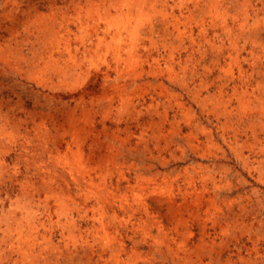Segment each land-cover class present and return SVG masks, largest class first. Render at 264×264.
Instances as JSON below:
<instances>
[{
    "label": "rangeland",
    "instance_id": "374dc122",
    "mask_svg": "<svg viewBox=\"0 0 264 264\" xmlns=\"http://www.w3.org/2000/svg\"><path fill=\"white\" fill-rule=\"evenodd\" d=\"M49 1L0 0V264L31 263L23 251L27 243L20 255L4 242L8 229L23 219L22 186L28 194L38 191L42 198L45 196L32 167L57 164L59 157L65 159L67 171L84 173L93 182L97 196L90 197L71 186L70 195L64 193L62 197L71 200L68 207L63 208L64 202L52 203L61 222L77 203L81 204V213L76 214L79 217L75 215L78 227L63 233L55 224L56 217L52 222L43 216L45 211L32 204L31 212L39 210L38 218L44 224L38 243L50 255L37 264H264V133L260 130L264 125V81L259 84L264 71V0H217L223 6L218 12L212 7L209 17L202 15L208 12L206 1L201 11L194 6L201 0H142L138 15L132 7L134 0L128 13L134 19L132 26L140 20L138 33L130 36L120 30L124 50L118 68L113 53H106L107 47H117L112 38L118 31L114 27L109 35L104 33L105 21L95 12L98 0L91 5L80 0V20L71 0H56L53 10ZM32 9L42 18L34 17ZM118 10H111L116 21L122 12ZM29 11L31 16L26 21ZM216 13L225 16V29L212 17ZM11 14H15L14 23ZM99 14L106 19L103 11ZM246 14L245 37L240 25ZM165 16L171 22L175 18L178 25L168 37L157 31ZM257 22V32L248 38L249 28ZM153 23L157 33L149 35L147 27ZM97 24V31L92 33ZM44 25L45 29L52 27L53 34H46ZM178 28L181 37H177ZM90 37L93 43L106 38L98 57L94 53L84 57L85 46L92 44ZM58 50V61L68 76L74 72L68 69L73 59L81 65L82 71L76 69L81 75L76 84L82 86L90 72L88 89L93 86L96 93L100 89L110 91L95 98L94 106L89 98L85 106L80 105L78 111L84 109L75 132L68 116H58L55 111L51 119L41 122L48 134L45 146L53 151L48 155L38 151L37 141L32 135L27 137L21 126L27 119L31 128L27 118L30 111L49 112L41 104L35 106L37 95H65L57 87L53 91L48 88L57 86L58 78L47 65L48 59H42L45 52L47 57L52 51L57 59ZM217 58L218 67L214 64ZM120 72L124 78L119 79ZM107 76L108 83L103 81ZM235 91L246 104L238 103ZM64 98V103L75 106L69 94ZM249 119L257 122L248 124ZM74 133L78 135L76 142ZM77 143L82 162L74 155ZM53 144L60 145V153ZM49 173L46 181L56 190L58 172L49 168ZM73 238L80 252L70 258L67 247L72 248ZM86 241L92 253L83 248ZM57 249L64 255H58Z\"/></svg>",
    "mask_w": 264,
    "mask_h": 264
},
{
    "label": "bare ground",
    "instance_id": "6f19581e",
    "mask_svg": "<svg viewBox=\"0 0 264 264\" xmlns=\"http://www.w3.org/2000/svg\"><path fill=\"white\" fill-rule=\"evenodd\" d=\"M99 2L98 3H96V5H97V10H95V12L97 11L98 12V19H102V20H104L105 22H104V24H105V31H104V33L105 34H107V35H109V33L112 31V29L114 28V27H116V29H117V31H118V33L117 34H115V36L112 38L114 41H116L117 42V47H115V48H111L110 46L109 47H107L106 49H108L107 51H106V53L107 54H109L110 52H112L113 53V55H114V57H115V59H116V64H117V68L118 67H120V65H121V62H122V56H121V52L124 50V48H122V44H123V39L121 38V33H120V30L121 29H124L125 31H127L129 34L128 35H130V36H135V34L137 35V33H138V25H139V21H138V24L137 25H135V26H132L131 25V21L132 20H134V19H132V17H131V13H128V12H130L131 11V8L129 7L130 6V4H131V2L132 1H134V0H122L120 3H117L116 2V0H98ZM148 1V0H147ZM204 1H206L207 3H208V7H207V10H208V12H206V13H203L202 15L204 16V15H206L207 14V16L209 17V15H210V11H211V8L212 7H214V9L216 10V12H218V8H220V7H222L223 6V3H222V1H217V0H201L200 2L198 1H196V3L194 4V6L196 7V9H199V10H201V9H203V5H204ZM228 2L230 1L231 2V0H227ZM232 1H235V0H232ZM237 1V0H236ZM246 1V0H245ZM9 2V1H8ZM87 2H89L90 4L89 5H91V3L93 2V0H87ZM144 2H142V0H135L134 2H133V8H135L136 9V11H137V13H138V15H139V12L142 10V7H143V4ZM150 3V2H149ZM153 3V2H152ZM163 3V2H162ZM227 3V2H226ZM49 4H50V7H51V9L53 10V9H55L54 7L56 6V0H50L49 1ZM70 4L73 6V11H74V13H75V16H76V18H80V13L82 12V7L80 6V0H71L70 1ZM148 4V3H147ZM154 5H150V7H153ZM225 6V5H224ZM227 6V5H226ZM262 6V5H261ZM86 7H87V4H86ZM91 7V6H90ZM234 7V6H233ZM145 8V7H144ZM16 9V8H15ZM21 9V8H20ZM90 9V8H89ZM112 9H116V10H118V11H122L116 18H118L117 19V21L116 20H114L112 17H111V10ZM151 9V8H150ZM195 9V8H194ZM233 9V8H232ZM33 10V9H32ZM94 10V9H93ZM103 11L104 12V16L106 15V19L105 18H102V16L99 14V12L100 11ZM253 10H255V9H253ZM34 11V12H33ZM32 12L33 13H35V16L34 17H40V18H42L41 16H39L36 12H37V9H34ZM62 11V10H61ZM133 11H134V9H133ZM202 11V10H201ZM13 12V11H12ZM94 12V11H93ZM24 13V12H23ZM226 13V12H225ZM247 13V12H246ZM16 14H18V13H16ZM29 14H31V12L29 11V12H27V18L25 19L26 21H28L27 19H28V17L29 16H31V15H29ZM38 15V16H37ZM65 15V14H64ZM88 15V14H87ZM137 15V14H136ZM227 15V14H226ZM53 16V15H52ZM63 16V15H62ZM96 16V15H95ZM133 16V15H132ZM148 16V15H147ZM212 16V15H211ZM241 16V15H240ZM247 16V17H246ZM88 17V16H87ZM213 18H214V20L216 19L217 21H219V22H221V23H223L224 24V29L227 27L226 26V18H225V16H223V14H221V13H216V15H215V17L214 16H212ZM235 17H236V15H235ZM10 18H11V21H12V23H14L15 22V14H11L10 15ZM86 18V17H85ZM150 18V17H149ZM239 18V17H238ZM247 18H248V15L246 14L245 15V17H244V23L243 24H241L240 25V30H241V34L243 35V36H245L246 37V35L245 34H247L246 33V27L248 26V22H247ZM17 19V18H16ZM23 19V18H22ZM45 19V18H44ZM132 19V20H131ZM146 19H147V17H146ZM193 19V18H192ZM211 19V18H210ZM62 20V19H61ZM80 20V19H79ZM138 20V19H137ZM161 20V22H162V27L160 28V30H158L157 29V31L159 32V31H162V34H163V36L164 37H168V36H170V35H172V34H174V30H176V26H178V25H176V19L174 18V22H171V20L169 19V17L168 16H165V17H163V18H161L160 19ZM159 20V21H160ZM262 20V19H261ZM25 21V22H26ZM94 21H95V19H94ZM147 21V20H146ZM152 21V20H151ZM258 21V20H257ZM79 22V25L80 26H82V23L80 22V21H78ZM78 22H77V25H78ZM96 22V21H95ZM212 23H213V21H211ZM30 23V22H29ZM86 23V22H85ZM144 23V22H143ZM211 23V24H212ZM42 24V23H41ZM234 24V23H233ZM258 22L250 29L249 28V30H248V34L249 35H247V37L248 38H252L251 36L254 34V33H256L257 32V28H258ZM76 25V24H75ZM238 25V24H237ZM45 26V25H44ZM252 26V25H251ZM53 27H55V26H53ZM98 27V24L97 25H95L94 26V28H93V30L91 31L92 33H95L96 31H97V28ZM221 27V26H220ZM46 28V26L44 27V29ZM52 28V27H51ZM50 27H48L47 26V29H45L46 31H48V32H46V34L47 33H51V34H53V32H52V29H51ZM80 28V27H79ZM83 28V27H82ZM156 28H157V25H154V23L153 24H150V25H148V27H147V32H148V34L149 35H152V34H154V33H157V31H156ZM223 28H221V29H223ZM88 29V28H87ZM228 29V28H227ZM90 30V29H89ZM185 30V29H184ZM11 31V30H10ZM234 31V30H233ZM202 32H203V29H202ZM224 32V31H223ZM226 32H227V30H226ZM231 32V31H230ZM39 33V32H38ZM87 33V32H86ZM73 34V33H72ZM104 34V35H105ZM39 35V34H38ZM41 35V34H40ZM91 35H93V34H91ZM177 37H181L182 36V33L180 32V30H179V28L177 29ZM187 35V34H186ZM46 36V35H45ZM44 35H43V37L44 38H46ZM56 36V35H55ZM185 37V36H184ZM57 38V37H56ZM92 38L93 37H90V42L92 43V44H90L89 46H85V48H84V57H86L87 55H89L90 53H94V54H96L97 55V51L98 50H100L101 48H102V44H104V42H105V40H106V38L104 37V38H102V39H99V38H97V41H96V43H93L92 42ZM247 38V39H248ZM118 39V40H117ZM178 40V39H177ZM234 40V39H233ZM192 41V40H191ZM224 41V40H223ZM231 41V40H230ZM235 41V40H234ZM38 42V41H37ZM45 42H46V40H45ZM244 42V41H243ZM253 42L254 43H257L256 42V40H253ZM252 42V43H253ZM261 42V41H260ZM83 43V42H82ZM211 44V42L210 41H208L207 42V44ZM235 43V42H234ZM234 43H232V44H234ZM95 44V45H94ZM57 48L58 49H60V43L58 42L57 43ZM231 45V44H230ZM1 46V45H0ZM94 46V47H93ZM44 47V46H43ZM235 47V46H234ZM8 48V47H7ZM133 48V47H132ZM219 48V47H218ZM222 48V47H221ZM211 49V48H210ZM243 49V48H242ZM43 50V49H42ZM66 50H68V48H66ZM70 50V49H69ZM131 50V49H130ZM135 51H136V49H134ZM232 50V49H231ZM173 51V50H172ZM137 52V51H136ZM222 52V51H221ZM220 52V53H221ZM58 58L56 59L55 58V53L52 51V52H49L48 53V56L47 57H45L46 56V52H45V54H44V57H42V59H43V62H44V60H46V59H48V62H47V65H51L52 66V72H53V76L54 77H57L58 79V85L56 86H50V87H48L49 89H50V91H53L56 87H57V89L58 90H61V91H64L65 93V97H67L68 96V94H69V97L71 98V100H73V102L75 103V106L73 107V108H71L70 107V104H67V103H64L63 102V98H64V96H63V93L62 94H59L57 97L54 95V93H53V95H44V96H36L35 98H36V100H35V106L36 105H39V104H41L43 107H46L47 109H48V113H46V114H43V113H41V112H38L37 110H35L34 109V111L32 110V111H30L29 113H28V119H29V122H30V124H31V128L30 127H28V121L27 122H25L27 119H25V121H24V123L22 124V128H23V126H24V129H25V134L27 135V137H31V135L33 136L32 138V140H36L37 142H36V144H35V147L38 149V151H42V153H48V155H51L52 153H53V151L52 150H47V147L45 146V138H46V135L48 136V134H46V132H45V130H46V128H45V126H44V129H42L41 128V125H42V123L41 122H45L47 119H51L52 118V116H51V112L52 111H55L54 113L56 114V115H67L68 116V119H69V121H70V124H71V129L75 132V130L77 129V124L79 123V120H80V118H79V116H80V113L83 111L82 109H84V108H82V109H80V111H78V109L80 108V105L81 106H85L86 105V103H87V101H86V98H89V100H91V105H93V103H94V101H95V98H98V96L100 95V96H102V97H105L107 94H109L108 92L110 91V88H108L107 90L106 89H104V90H102V89H100L99 91H98V93H96L95 92V90L94 89H92L93 88V86H92V88H90V89H88L89 88V78L91 77V73L90 72H88V74H87V76L85 77L86 78V80H85V83H86V85H85V83L82 85V86H80L79 84H76L77 83V81H78V77H80L81 75H79L78 74V71L77 70H81V65L80 64H78L77 63V60L76 59H71L72 60V66L71 67H68V69H73V73H71L69 76H68V74H67V72L65 71V68L64 67H62L61 65H60V63H59V59H60V57H61V52H60V50H58ZM68 53H69V51H68ZM67 53V54H68ZM210 55V54H209ZM229 56L230 57H232L231 56V54H229ZM235 56V55H234ZM237 56V55H236ZM37 57V56H36ZM97 57H98V55H97ZM219 57V56H218ZM39 59L41 58V57H38ZM46 58V59H45ZM86 59V58H85ZM218 60H217V62L215 63L214 62V64L217 66V64L218 65H220V58H217ZM235 59V58H234ZM91 60H92V58H91ZM90 60V61H91ZM236 60V59H235ZM234 60V61H235ZM156 61V60H155ZM200 61V60H199ZM230 61V60H229ZM137 62V61H136ZM157 64H158V61H157ZM107 65V64H106ZM11 66V65H10ZM159 66V65H158ZM221 66V65H220ZM40 67V66H39ZM160 67V66H159ZM218 67V66H217ZM95 68H97L96 66H95ZM110 68V67H109ZM117 68H116V70H117ZM77 69V70H76ZM37 70H38V68H37ZM172 70V69H171ZM264 70V69H263ZM82 71V70H81ZM119 72V71H118ZM36 73H37V71H36ZM87 73V72H86ZM85 73V74H86ZM177 73V72H176ZM29 74H31V73H29ZM120 74H121V76L119 77V79H121V78H124L125 76L123 75V73L122 72H120ZM169 74V73H168ZM123 75V76H122ZM262 76H261V80H259L260 81V83L259 84H262L263 82L262 81H264V71L262 72V74H261ZM9 76V75H8ZM70 76L71 77H73V79L72 78H70ZM109 76V75H108ZM108 76H107V78H105L103 81L104 82H107L108 83V80H110V79H108ZM118 76V75H117ZM175 76V75H174ZM249 76V75H248ZM139 78V77H138ZM71 79V81L72 80H74L73 82H75V83H72V85L70 84V80ZM77 79V80H76ZM117 79V78H116ZM260 79V78H259ZM248 80V79H247ZM257 80V79H256ZM254 81V80H253ZM98 82V81H97ZM229 82V81H228ZM246 82V81H245ZM149 83V82H148ZM237 83V82H236ZM257 83V82H256ZM40 84H42V86H45L44 85V82H40ZM39 84V85H40ZM93 84V83H92ZM99 84V83H98ZM183 84V83H182ZM18 85V84H17ZM76 85V86H75ZM112 85V84H111ZM208 85V84H207ZM227 85V84H226ZM238 85V84H237ZM247 85V84H246ZM81 87V88H80ZM105 87V86H104ZM114 87V86H113ZM116 87V86H115ZM118 87V86H117ZM234 87V86H233ZM264 87V86H263ZM163 88V87H162ZM247 88V87H246ZM262 88V87H261ZM56 89V90H57ZM63 89V90H62ZM120 90H121V88H120ZM123 90V89H122ZM235 90V89H234ZM168 92V91H167ZM198 93V92H197ZM246 93V92H245ZM137 94V93H136ZM125 95V94H124ZM233 95L234 96H236V99H238L237 101H238V103L239 104H242V105H244V104H246L245 102H244V100H243V98L242 97H240L239 98V96H238V94L236 93V91L233 93ZM56 98H58V101L56 102ZM65 99V98H64ZM212 99H213V97H212ZM260 99V98H259ZM195 101V100H194ZM72 102V101H71ZM231 101H228V103H230ZM89 103V102H88ZM127 103V102H126ZM9 104V103H8ZM40 105V106H41ZM60 105V106H59ZM90 104H89V106H91ZM229 105V104H228ZM94 106V105H93ZM131 106V105H130ZM207 106V105H206ZM200 107V106H199ZM64 108H66L65 110H64ZM204 108V107H203ZM245 109V108H244ZM230 110H232V109H230ZM1 111V110H0ZM65 111H66V113H65ZM1 113H2V111H1ZM65 113V114H64ZM229 113H231V111L229 112ZM81 114H83V113H81ZM109 115V114H108ZM1 116V115H0ZM194 116V115H193ZM225 116V115H224ZM244 116V115H243ZM56 117V116H55ZM192 117V116H191ZM221 117V116H220ZM239 117V116H238ZM252 117V116H251ZM58 118V117H57ZM240 118V117H239ZM9 118H8V116H6V120H5V123H6V125H8V124H10L9 123V120H8ZM66 119V118H65ZM245 119V118H244ZM55 120V119H54ZM177 120V119H176ZM250 120V119H249ZM261 120V119H260ZM1 121H2V118H1ZM39 121V122H38ZM257 122V120H250L249 122H248V124L249 123H252L253 124V122ZM172 122V121H171ZM255 122V123H256ZM3 123V122H2ZM38 123H40L39 125H38ZM55 123H57V122H55ZM54 123V125L56 126V124ZM1 124V123H0ZM58 124V123H57ZM177 124V123H176ZM44 125V124H43ZM254 125V124H253ZM51 126V125H50ZM252 126V125H251ZM1 127V126H0ZM3 127V126H2ZM79 127V126H78ZM6 128V127H5ZM19 128H20V125H19ZM21 128V129H22ZM206 129V128H205ZM253 129V128H252ZM4 130V129H3ZM48 130V129H47ZM50 130V129H49ZM78 130V129H77ZM91 130V129H90ZM260 130L262 131V133H264V125H261V127H260ZM3 132V131H2ZM1 132V133H2ZM238 133V132H237ZM255 133V132H254ZM76 133H74V135H75ZM73 135V136H74ZM173 135V134H172ZM77 137H78V135H75L74 136V142H76V140H77ZM223 137V136H222ZM262 137V136H261ZM49 140V139H48ZM30 141V140H29ZM79 141V140H78ZM9 142V141H8ZM53 142V141H52ZM258 142V141H257ZM48 143V142H47ZM111 143V142H110ZM55 144V143H54ZM53 144V145H54ZM77 145V151L76 152H74V155L76 156V154H77V157L79 158V161L80 162H82V160H83V154H82V152L80 153V151H81V149H80V147H79V143H77L76 144ZM166 147V146H165ZM54 150L57 152V153H60V151H61V148H60V145L58 144V145H54ZM167 148V147H166ZM159 149V148H158ZM92 150V149H91ZM70 151V150H69ZM191 151V150H190ZM140 152V151H139ZM56 153V154H57ZM68 153V152H67ZM76 153V154H75ZM61 156V155H60ZM59 157V156H58ZM63 157H64V155H63ZM3 158V157H2ZM170 159V158H169ZM175 159V158H174ZM65 160V159H64ZM63 159H61L60 157L58 158V163L57 164H52V163H48V164H41L40 166L38 165V166H34V167H32L33 168V170L35 171H33V173H34V175H35V177H37V180L39 181V186L41 187V191L43 192V194L45 195L44 196V198H42L40 195H39V192L38 191H36L35 192V194H28L26 191H25V189H24V186H22V189H21V192L20 193H22V197H23V204H22V206H21V210H23V211H20L21 212V214L23 215V219H18L16 222H15V228H12V227H10L9 229H8V238H7V240H6V242H4V240H2L4 243H6V247L9 249V250H13V249H16V252L15 253H17V254H20L21 255V253L23 252V251H26V252H24V254H27V257L28 258H30L31 259V263L32 264H37L38 263V261H39V259L40 258H43V260L44 261H46V257H47V255H48V252H46L47 251V248H42L41 247V244L40 243H38V240H37V238H38V234L40 233V231H39V229H40V227H44V224L41 222V219L42 218H38V215H37V211H39V210H43V211H45V214L43 215L44 217L46 216L47 218L49 217V219L52 221V220H54L55 218L54 217H56V219L54 220L55 221V224H57L58 226L60 225V229H61V231H62V233L64 232V230L65 229H69V231H72V230H75L74 228H77L78 227V220L76 219V217L78 216V215H80V213H81V211L79 210V208H80V203H77V207L75 208V209H69L70 210V212L69 213H67L66 215H65V217H64V222H61V218H60V214L57 212V211H55V208H56V206L54 207V205H52V203L54 204V203H59V202H64L63 204V208L65 209L66 207H68V202H71V200L69 199L68 201L67 200H63V198L62 197H64V196H66L64 193H68L69 195H70V191H72L71 189H72V187L71 186H73V187H75V188H77L78 190H81L82 192H86L88 195H90V197H96L97 196V194H96V191H95V187H94V184H93V182H91V180H87L86 178H85V175H84V173H81V174H79V175H76V173L75 174H73V173H71V172H69V171H67L66 170V162L64 161ZM113 161V160H112ZM31 163V162H30ZM260 163V162H259ZM69 164V163H68ZM31 166H33V165H31ZM166 166V165H165ZM85 167V166H84ZM28 168H30V166H28ZM49 168L51 169V172L53 171L54 173H57L58 172V175L56 176L57 177V184H58V189H56V190H54V189H52L51 188V186L49 185V183H48V181H46V179L48 178V179H50V177H51V173H49ZM84 169V168H83ZM85 169H86V167H85ZM84 169V170H85ZM87 171V170H86ZM221 171V170H220ZM27 172V171H26ZM77 172H78V170H77ZM85 172V171H84ZM212 172V171H211ZM226 172V171H225ZM86 173H88V172H86ZM156 175V174H155ZM32 177V176H31ZM88 177H89V175H88ZM175 177V176H174ZM177 177V176H176ZM225 177V176H224ZM258 177V176H257ZM204 178V177H203ZM26 179V178H25ZM47 179V180H48ZM55 179V178H54ZM89 179V178H88ZM262 179V178H261ZM196 180V179H195ZM260 180V179H259ZM26 181V180H25ZM31 182V181H30ZM41 182V183H40ZM55 183V184H56ZM37 184H38V182H37ZM61 184H62V187H61ZM31 185V184H30ZM33 185V184H32ZM64 185V186H63ZM104 186V185H103ZM219 186V185H218ZM27 188V187H26ZM34 188V187H33ZM32 189V188H31ZM34 190V189H33ZM36 190V189H35ZM38 190V189H37ZM5 191V190H4ZM200 191V190H199ZM9 192V191H8ZM29 192V191H28ZM183 192V191H182ZM218 192V191H217ZM157 194V193H156ZM163 194V193H162ZM99 200V199H98ZM17 202H20V201H17ZM101 202V201H100ZM37 203V204H36ZM68 203V204H67ZM32 204H34V205H37V207L38 208H40L39 210H37V211H33V212H31V209L33 208L32 207ZM33 205V206H34ZM71 205H72V203H71ZM19 206H20V204H19ZM70 206V205H69ZM140 206V205H139ZM160 206V205H159ZM61 207V206H60ZM36 208V207H35ZM54 208V209H53ZM68 210V211H69ZM133 210V209H132ZM179 210V209H178ZM8 211V210H7ZM61 212V211H60ZM188 213V212H187ZM76 214H78V215H76ZM75 215H76V217H75ZM160 215V214H159ZM11 216V215H10ZM90 216V215H89ZM147 216V215H146ZM13 217V216H12ZM79 217V216H78ZM14 218V217H13ZM3 219V218H2ZM193 219V218H192ZM196 219V218H195ZM53 222V221H52ZM223 222V221H222ZM7 223V222H6ZM62 223V224H61ZM83 223V222H82ZM208 225V224H207ZM140 226V225H139ZM8 227V226H7ZM54 227V226H53ZM138 227V226H137ZM72 229V230H71ZM161 229V228H160ZM82 231V230H81ZM184 231V230H183ZM48 233H50V232H48ZM60 233V232H59ZM69 233V232H68ZM203 233V232H202ZM5 234V233H4ZM43 234V233H42ZM81 234V233H80ZM90 234V233H89ZM27 235H29V236H33V235H36L35 237H34V239H26L25 237L27 236ZM61 235H63V234H61ZM73 235V234H72ZM51 236V235H50ZM5 237V236H4ZM66 237V236H65ZM51 238V237H50ZM43 239H45V237H43ZM82 239V238H81ZM86 240V239H85ZM141 240V239H140ZM166 240V239H165ZM177 240V239H176ZM1 241V242H2ZM47 241V240H46ZM49 241H50V239H49ZM155 241V240H154ZM45 242V241H44ZM169 242V241H168ZM24 243H27L28 245H27V249L26 250H23L21 247H22V245L24 244ZM3 244V243H2ZM78 243H77V241H75L74 240V238H73V240H72V248H70V247H67V254L70 256V258H72V257H74L75 255H77V254H79V248H78V245H77ZM85 246H83V248L86 250V253L88 254V253H90L91 251H92V248H91V246L89 245L90 243L89 242H85ZM159 244V243H158ZM3 245H5V244H3ZM16 245V246H15ZM49 245V244H48ZM69 245V244H68ZM110 245V244H109ZM53 247V246H52ZM4 248V247H3ZM150 249V248H149ZM175 249V248H174ZM23 250V251H22ZM54 250H56V249H54ZM57 250H59V249H57ZM94 250V249H93ZM2 251V250H1ZM51 252L53 251L52 249L50 250ZM63 251V250H62ZM119 251V250H118ZM171 251V250H170ZM193 251H195V250H193ZM14 252V251H13ZM55 253V252H54ZM92 253V252H91ZM172 253V252H171ZM203 254V253H202ZM4 255V254H3ZM58 255H64V254H62L61 252H60V250L58 251ZM48 256H50V255H48ZM89 256V255H88ZM142 256V255H141ZM7 257V256H6ZM21 257V256H20ZM62 257V256H61ZM55 258V257H54ZM63 258V257H62ZM89 258V260H91L92 258H90V257H88ZM101 258H102V256H101ZM9 259V258H8ZM68 259V258H67ZM78 259V258H77ZM114 259V258H113ZM188 260V259H187ZM13 261V260H12ZM14 261H15V259H14ZM58 261V260H57ZM67 261V260H66ZM69 261V260H68ZM70 261H71V259H70ZM112 261V260H111ZM22 262V261H21ZM48 262V261H47ZM56 262V261H55ZM82 262V259H81V261H80V263ZM97 262V261H96ZM116 262H117V260H116ZM30 263V264H31ZM71 263V262H70ZM88 263H89V261H88ZM183 263V262H182ZM187 263V262H186ZM12 264V263H11ZM51 264V263H50ZM55 264V263H54ZM64 264V263H63ZM74 264V263H73Z\"/></svg>",
    "mask_w": 264,
    "mask_h": 264
}]
</instances>
